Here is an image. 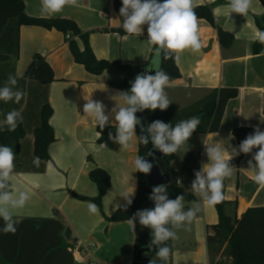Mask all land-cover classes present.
Returning a JSON list of instances; mask_svg holds the SVG:
<instances>
[{
	"label": "crops",
	"instance_id": "crops-1",
	"mask_svg": "<svg viewBox=\"0 0 264 264\" xmlns=\"http://www.w3.org/2000/svg\"><path fill=\"white\" fill-rule=\"evenodd\" d=\"M23 1L30 16L74 20L81 31L89 33L98 59L119 61L134 69L150 63V59H145L151 58L152 52L145 34L147 26L140 37L126 34L120 26L115 0H80L78 7L66 6L54 15L41 13V0ZM227 4L228 0H197L198 6L212 9L218 26L233 34L232 45L223 47L217 28L198 18L203 47L198 53L185 51L181 55L176 61L181 77L165 89L177 109L200 100L212 89L228 87L239 91L227 103L218 132L190 137L187 153L199 154V170L208 162L204 143L217 144L234 155L231 147L238 150L237 139L233 135L229 140V133L233 134L235 128L259 127L264 131V45L256 39V33L262 31L256 20L264 16V5L252 0L245 17L230 13ZM75 40L83 49L82 41ZM0 54L8 55L0 63V87L11 74L17 78L16 87L24 92L19 103L0 101V120L16 109L23 116L21 124L26 132L20 141L21 152L15 156L10 190H24L30 196L25 207L13 210L19 221L15 234H5L0 219V264H133L136 225L133 231L127 221L110 222L106 217L125 204L120 196L123 192L134 188L133 199L136 197L138 172H134L133 162L138 156L139 141L134 138L130 149H121L111 139L98 143V126L83 112L85 96L102 101L108 112L116 102L122 103L114 96L124 90L110 86L108 81L122 82L124 73L114 67L101 75L90 74L75 62L62 32L38 26L18 27L16 21L10 22L0 35ZM36 55L52 67V83L42 84L28 75ZM47 103L53 108L50 123L55 141L49 148V160L40 159L36 166L34 131ZM256 151L253 149L234 166L233 175L226 180L225 198L237 202V208L230 206L228 211L237 217L249 207L264 205V189L253 181L254 172L248 165ZM173 164L174 160L171 167L181 171ZM96 168L108 172L111 186L103 198V212L99 209L98 214H91L90 201L81 200L78 195L97 196L98 188L89 176ZM194 179L181 176L179 184L195 196L201 211L191 224L176 230L178 238L172 240L168 264H209L207 235L219 217L215 205L204 204L192 192ZM194 201L184 203L185 211ZM68 228L70 238L65 235ZM78 248L87 251L86 261L76 260Z\"/></svg>",
	"mask_w": 264,
	"mask_h": 264
},
{
	"label": "clouds",
	"instance_id": "clouds-1",
	"mask_svg": "<svg viewBox=\"0 0 264 264\" xmlns=\"http://www.w3.org/2000/svg\"><path fill=\"white\" fill-rule=\"evenodd\" d=\"M80 0H41V13L54 15L64 10L66 6L78 7ZM122 7L119 10L120 26L129 35L140 37L144 34V26H147V43L151 48L152 56L149 65L144 72L137 74L128 91H120L114 97H118L122 103H117L110 112L102 101L93 100L85 96L83 105L84 114L99 126L97 138L101 137L103 129L112 124L116 133L109 132V139L117 142L121 149H130L133 139L139 143L148 145L149 141L153 149L164 155H179L181 149L187 145L193 133L200 124L199 117H191L181 120L174 126L161 120H155L149 125L142 124L136 115L144 110L165 111L172 101L168 98L165 89L170 84V76L161 67L166 60L179 61L185 51L198 53L203 47L199 33L198 16L195 12L197 0H121ZM230 13L247 16L252 7V0H228ZM256 39L264 45V31L256 33ZM155 70V74H149ZM17 78L9 75L5 84L0 87V101L19 103L24 92L17 86ZM23 121L20 111L13 109L4 114L0 120V132H14L19 123ZM140 126L142 133L137 136L136 128ZM233 134L229 133V140ZM205 144V153L208 162L202 164L201 170L195 171V179L191 183L192 192L198 196L204 204L214 206L224 199V180L233 175L235 167L231 160L241 153L250 154L257 149L252 159L248 161L249 169L254 172L253 181L264 189V131L259 127L249 134L237 148H232L234 155L228 153L225 148L217 144ZM186 152V151H185ZM148 155H152L149 152ZM15 152L12 147L0 145V219L4 226L2 231L15 234L19 221L14 217L13 210L25 207L30 199L29 193L24 190L13 192L10 190L11 177L15 168ZM33 163L39 166L40 158L35 157ZM135 171L145 175L150 174L153 164L143 156H137L133 162ZM178 183H180L178 181ZM168 186L161 184L154 186L149 199L154 202V208L138 210L128 224L135 231L136 221L142 227L150 229L152 240L149 247H155V259L149 264H168L172 250L168 241L177 239L178 229L191 224L197 213L201 211V205L193 202L192 207L185 211V197L178 195L170 199ZM135 189L125 191L120 196L125 204L124 210L133 203ZM119 207V206H118ZM88 211L98 214L99 208L95 203L89 202Z\"/></svg>",
	"mask_w": 264,
	"mask_h": 264
},
{
	"label": "trees",
	"instance_id": "trees-1",
	"mask_svg": "<svg viewBox=\"0 0 264 264\" xmlns=\"http://www.w3.org/2000/svg\"><path fill=\"white\" fill-rule=\"evenodd\" d=\"M264 5V0H260ZM122 7L121 0H115V8L119 14ZM195 12L199 19H204L213 27L217 28L218 38L223 47H230L234 41V36L217 25L212 9L209 6L202 5L195 8ZM16 21L18 27L21 26H38L47 30L56 29L66 36L69 42V48L76 63L81 64L93 75H101L111 68H118L124 73L122 82H113L109 80V85L128 91L131 87L130 82L135 76L141 73L146 66L134 69L130 65L121 64L119 61H109L98 59L95 55L89 40V33L81 31L78 24L71 19L66 18H46L34 17L26 13L25 2L23 0H0V35L10 22ZM257 24L264 31V16L257 19ZM70 34L68 38L67 35ZM147 34V29L145 31ZM75 38H79L83 43V49H80ZM152 56V52H151ZM8 55L0 54V63L6 61ZM161 67L170 76V82L181 77V72L175 60L169 59L162 63ZM28 75L42 84H50L55 81V75L50 64L41 55H36L29 66ZM239 91L236 88H216L210 90L203 98L192 103L191 105L177 109L170 104L167 110L155 111L144 110L139 112V118L145 124L149 125L155 120H161L165 123H171L173 126L181 120L191 117H199L200 124L193 134H208L219 131L221 122L225 113V108L229 100L236 98ZM53 115V108L47 103L43 106L41 112V123L34 131V147L33 154L42 160H49V148L55 141L54 129L50 123ZM253 127H238L233 130V135L239 144L251 133L254 132ZM97 131H101L99 126ZM109 132L113 135L116 129L112 125H107L98 139V143H103L109 139ZM137 136L146 135L140 130V126L136 128ZM26 132L21 123L14 132H0V144L13 148L15 154L21 152L20 141L25 137ZM150 142V141H149ZM149 147L139 143L138 155L146 158V152ZM177 154L162 158V161L170 175L171 181L166 184L170 199H175L178 195L183 194L184 203L192 202L195 196L185 190L179 183L181 176L195 178V171H199V154L191 153L187 156L183 169L176 171L171 167V162ZM248 155V154H247ZM239 154L232 158L233 166L239 165L247 156ZM90 179L98 188V194L95 197H87L78 195V198L85 201L95 203L103 212V198L111 186V176L102 168H96L89 174ZM226 180H224L223 194L224 199L221 203L215 205L218 213V224L211 227V231L207 235V246L209 251V264H264V205L249 207L240 217L230 214L228 209L233 206L237 208L236 201H229L225 198ZM148 184L146 175L138 172L137 175V193L133 199V203L124 210L123 207L118 208L112 216L106 217L110 222L128 221L138 210L154 208V202L149 199L152 188ZM152 238L150 229L142 227L138 220L136 221V240L134 250L133 264H149L151 259H155L154 252L147 257L148 261L139 262L136 260L137 251L150 244ZM168 246L172 247V240L168 241ZM229 262V263H227ZM157 264H161L157 260Z\"/></svg>",
	"mask_w": 264,
	"mask_h": 264
},
{
	"label": "water",
	"instance_id": "water-1",
	"mask_svg": "<svg viewBox=\"0 0 264 264\" xmlns=\"http://www.w3.org/2000/svg\"><path fill=\"white\" fill-rule=\"evenodd\" d=\"M146 68L142 69L141 72H144ZM149 74H155V70H153ZM136 115L139 117V112L136 113ZM143 124H145L143 122ZM149 152H152V155H148ZM166 155L161 153L158 150L153 149V146L151 144V141L149 142V147L146 152V160L151 162L153 164V168L150 172V174L146 175L148 184L150 186H158L161 184H168L171 181L170 175L162 161V158H165ZM66 237L70 238L71 236V230L68 228L66 231ZM152 238L150 239L151 242ZM154 252V248H150L149 245L146 247H142L137 251L136 260L139 262H144L150 260L147 255H150Z\"/></svg>",
	"mask_w": 264,
	"mask_h": 264
},
{
	"label": "rangeland",
	"instance_id": "rangeland-1",
	"mask_svg": "<svg viewBox=\"0 0 264 264\" xmlns=\"http://www.w3.org/2000/svg\"><path fill=\"white\" fill-rule=\"evenodd\" d=\"M186 151V152H185ZM191 153H187V146H185L183 149H181L179 155L175 156L174 159V166L180 168L181 170L183 169L182 167L184 166L185 160L187 155H190ZM210 262V260H209ZM229 263V262H227ZM230 264V263H229Z\"/></svg>",
	"mask_w": 264,
	"mask_h": 264
},
{
	"label": "built area",
	"instance_id": "built-area-1",
	"mask_svg": "<svg viewBox=\"0 0 264 264\" xmlns=\"http://www.w3.org/2000/svg\"><path fill=\"white\" fill-rule=\"evenodd\" d=\"M67 37L69 38L70 36L67 35ZM87 256H88L87 251L85 252L79 248L75 250V257L77 261L84 262L86 261ZM90 264H96V263H90Z\"/></svg>",
	"mask_w": 264,
	"mask_h": 264
}]
</instances>
